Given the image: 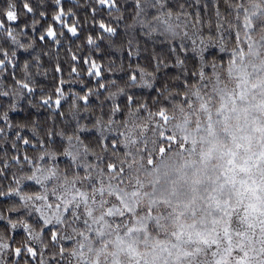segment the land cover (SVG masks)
<instances>
[{
    "label": "snow or ice",
    "instance_id": "snow-or-ice-1",
    "mask_svg": "<svg viewBox=\"0 0 264 264\" xmlns=\"http://www.w3.org/2000/svg\"><path fill=\"white\" fill-rule=\"evenodd\" d=\"M239 11L229 0H0V221L12 234L0 236V264H66L61 229L69 207L59 193L68 170H83L90 155L81 134L94 129L101 144L115 147L118 116L125 118L134 106L146 109L170 86L212 71L213 58L224 55L217 40L237 35L228 16L238 17ZM74 40L83 41L75 45L79 51H73ZM113 52L119 53V65ZM125 59L127 87H122L105 73L124 72ZM46 61L56 80L51 92L41 82L50 75ZM74 83L83 94L71 90ZM136 89L149 95L138 96ZM69 99L72 112L66 117ZM93 101L101 115L89 127L81 119ZM13 113L23 116L14 122ZM57 117L74 123L72 134L57 128ZM42 119L52 125L44 134ZM62 157L68 160L65 168ZM20 230L24 239L14 247Z\"/></svg>",
    "mask_w": 264,
    "mask_h": 264
},
{
    "label": "rangeland",
    "instance_id": "rangeland-1",
    "mask_svg": "<svg viewBox=\"0 0 264 264\" xmlns=\"http://www.w3.org/2000/svg\"><path fill=\"white\" fill-rule=\"evenodd\" d=\"M243 13L246 19L242 22L239 50L235 52L226 75L227 86L219 93L215 90L216 95L210 92L216 105L214 110H204L199 105L203 109L199 114L203 116V122L216 118L227 123L229 118H234L238 126L247 118L256 119L257 112L261 113L264 108V33H253L254 36L250 33L252 19L264 13V2L246 6ZM221 97L228 98L229 102V107L226 106L224 111L221 108L225 107L226 102L215 101ZM199 120H194L196 131H190L183 119L172 125L182 138L183 147L187 143L194 144V141L198 146H194L192 153L200 150V156L223 149V131L218 128L208 131L201 129L202 122ZM230 136L236 135L231 132ZM245 139L247 144L243 146L249 149L254 137L245 135ZM193 155L197 156V152ZM190 161L189 165H196L193 160ZM168 167L167 162L155 168L156 173L150 175L147 183L138 168H132V177L128 181L115 176L97 179L96 190H89L85 181L78 178H64L59 194L67 202L69 212L61 231L66 234V241L73 244L71 264H190L201 258L204 260L208 252L211 253V247L220 246L227 250L215 255L217 264H264V254L252 253L249 242L233 241L237 229L234 222L225 223L229 202L236 195L234 181L191 175L182 179L173 178L177 184L171 187L169 177L164 175ZM203 192L206 194L202 195ZM251 192L256 198L264 196L256 191ZM247 194L238 195L237 203H242ZM150 196L159 198L150 200ZM221 200L224 201L219 204ZM239 206L232 208L230 219L233 220V212ZM165 213L167 218H164ZM190 217L195 219L194 223L189 221L187 226H178V222L182 223L184 218ZM152 220H156V223L151 224ZM245 220L243 217L240 221L243 224ZM173 226V231H179V235H171ZM189 226L199 229L191 230ZM262 230L264 233V225ZM140 233L144 234L143 239H140ZM232 243V255L245 253L240 259H246L244 262H236L237 259L230 255L232 248L229 249V246Z\"/></svg>",
    "mask_w": 264,
    "mask_h": 264
},
{
    "label": "trees",
    "instance_id": "trees-1",
    "mask_svg": "<svg viewBox=\"0 0 264 264\" xmlns=\"http://www.w3.org/2000/svg\"><path fill=\"white\" fill-rule=\"evenodd\" d=\"M261 1L264 2V0H229L230 4L240 10L238 17L235 13L228 16L229 24L237 35H226L225 39L217 40V43L224 50V55H218L213 58V61L211 62L213 64L212 71L203 73L200 78L188 80L183 86H170L164 90L163 96L151 100L146 109L134 106L125 118L118 116L117 119L121 120L113 126L114 130L119 132V135L115 137V147H113L111 142H109L106 146L101 144L98 141V134L94 129L92 132L82 133L81 139L88 145L90 155L84 159L85 168L83 170L74 171L70 168L65 178H78L85 181L89 190H96V187H98L97 179L102 180L115 176L118 179L124 178V181H128V179L132 177V168H138L140 169L141 176L147 183L151 177L150 175L156 173L155 168L160 166L162 163L168 162L169 167L167 168L165 174L163 172L161 174L169 177V186L171 187L177 184L176 180L173 178L182 179L183 176L191 175H197L202 178L209 176L211 178H219L220 180L226 179L228 181H234L236 195L233 201L230 200L229 202L228 213L225 214V223L229 222L230 224V222L232 223L233 221L235 227L237 228L235 229L236 231H234L235 236L233 237V241L235 239H237L238 242L247 241L252 245V253L260 252L264 254V233L262 230V226L264 225V196L256 198L254 196L255 194L251 192L256 191L257 193L264 194V132L261 131L264 130L261 129V127H264V108L261 113L257 112L256 119L247 118L238 126L235 125L237 119L234 118H229L227 123H223L221 120H217L216 118H209L207 120L208 122H203L201 121V117L203 116H199L200 111H203V109L212 111L216 108V105L214 106L213 104L215 102H213L210 92L216 95L219 91L225 89V85L227 86V82H225L227 80L226 75L233 62L235 52L239 50L238 44L242 33V22L246 19L243 11L246 6H251L252 4L259 5ZM253 11L255 10H251V12ZM252 20L253 28L250 33L252 35L253 33H264V13ZM82 42L83 41L74 40L73 51H79L75 45ZM122 42L123 36L115 39V44L117 46H120ZM65 56L66 53L61 51L62 59ZM118 57L119 53H112V58L116 59L117 65L120 63ZM125 57H127V53H125ZM97 59L98 62H100L99 58ZM108 61L109 57L105 56L102 61L105 69L109 67ZM45 64L49 67L50 75L46 83L43 78H41V82L44 83L46 91L51 92L55 86L56 80L51 74V65L48 64L47 61ZM133 66H135V64ZM148 70L151 71V68ZM127 71L128 62L127 59H125L124 72L105 74L108 75L109 78L117 79L122 87H127L125 79V73ZM64 79H69L67 69L65 70ZM85 83L87 84L88 82L85 81ZM89 86L94 87V84H90ZM70 87L73 91L81 92V85L79 83H74ZM112 90L115 91V89ZM215 90H217L218 93H215ZM64 91L68 92L69 86L66 85ZM81 94L83 93L81 92ZM136 94L138 96H147L149 95V92L146 89H136ZM225 97L215 99V101L221 100L226 102L225 107L221 108V110L223 109L222 111L229 107L227 106L229 104L228 98ZM101 99H103V97H101ZM121 100H123V97ZM33 102L36 103L35 100ZM199 105H201L203 109ZM22 106L27 108L26 101L22 102ZM80 107L83 109L82 102ZM63 110L66 117L70 115L72 112L71 99L64 104ZM31 111L35 112L36 109H31ZM41 111L42 113L47 112L46 109ZM194 111L195 113L193 115L192 113ZM208 111L205 112L207 113V116H209ZM100 115L101 112L99 106L96 105L95 101H93L90 113L86 119H81V123L87 124L91 127L95 122L94 118L99 117ZM22 116L23 113H20L19 115L13 113V121H17ZM104 118L106 120L107 116ZM197 118L202 122L200 123V127L202 126L201 129L208 131L212 128H218L219 131H223V134L221 133V141L225 144L223 149L218 152L210 151V153L206 156H200V150H198L196 151L197 156H194L193 154L196 152L192 153V149H195L194 146H198L196 145L197 143L193 141L194 144L190 145L187 143L185 148L183 147V140L176 130L173 129L174 127H172V125L178 122V120L183 119V121L187 122L186 125L190 131H196L197 128L195 127L196 125L194 120ZM56 126L58 129H64L68 134H72L75 127L74 123L65 125L60 121L59 117H57ZM40 127L41 134H44L43 129L52 127V125L47 120L42 119ZM231 132L236 136L231 137ZM26 134L30 136L27 129ZM245 135H251L254 137L253 141L251 140L250 142L251 147L249 146V149H245L243 146L244 144H247L245 142ZM188 137L191 136L188 135ZM56 146H60L59 139L57 140ZM28 153L29 155H34L31 149L28 150ZM190 160H193L196 165H189L191 162ZM184 162L186 164H184ZM215 162H218V164H215ZM67 165V158L62 157L60 161L61 168H65ZM32 190H36L34 186ZM247 192L248 194L246 198L242 200V203H237L238 195L245 194ZM205 194L206 192L202 193V195ZM150 198V200H155V198L158 200L159 196H150ZM150 200L148 199L149 203ZM223 201L224 200L219 201V204H222ZM241 204H243V206H241ZM237 205L240 206L234 210L232 220L230 219L231 212L233 211L232 208ZM235 211L236 215L234 214ZM243 217L246 220L243 221L242 224L240 220H243ZM159 218L162 219L160 216ZM164 218H167L166 213L164 214ZM189 221L194 223L195 219L191 217L190 219L184 218L182 223L178 222V226H187V222ZM155 223L156 220L151 221V224ZM175 224L176 223H170V225ZM189 227L191 230L199 229L198 227L196 228V226ZM37 228H39V225H37ZM173 230L174 226L171 228V235H179V231L177 232ZM20 232L21 235L16 237L17 243L14 247L19 246L20 242L24 239L22 230H20ZM10 235L12 234L4 227L3 222L0 221V236ZM144 237V234L140 233V239H143ZM45 240L48 242V234H46ZM49 247L54 252L58 253L60 251L59 248L51 244H49ZM230 248H232L230 255L234 259H237L236 262L241 263L242 260L240 259L244 256V251L242 252L243 255H232V251H234L233 243L229 246V249ZM72 249V243H64L63 250L65 253L66 264H71ZM226 250L227 248H222L221 246L219 248L211 247V253L208 252L209 256L207 255L204 260L201 258L198 261H194V263L191 262L190 264H217V262L214 261L215 255L225 252ZM245 260L246 259H244V261ZM227 263H230V261H227Z\"/></svg>",
    "mask_w": 264,
    "mask_h": 264
}]
</instances>
